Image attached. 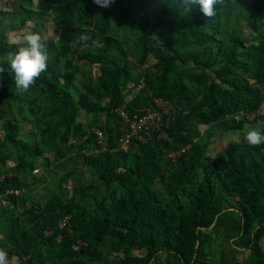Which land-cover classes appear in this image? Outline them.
I'll use <instances>...</instances> for the list:
<instances>
[{
	"label": "trees",
	"instance_id": "obj_1",
	"mask_svg": "<svg viewBox=\"0 0 264 264\" xmlns=\"http://www.w3.org/2000/svg\"><path fill=\"white\" fill-rule=\"evenodd\" d=\"M249 1L250 9L240 8V13L257 37L249 46L239 41L244 49L242 56L235 51L239 37L222 32L226 26L217 11L209 18L199 6L188 12L177 0H114L102 9L93 0L37 1L39 10H50L62 27L73 31L82 47L79 58L97 64L103 80L90 79L85 91L73 97L68 85L75 80L77 66L66 61L63 82L48 65L27 92H20L10 66L5 64L6 71L0 73V118H4L10 100H22L36 90L59 112L52 127L62 129L61 141L67 142L71 135L80 139L88 135L94 146V137L74 118L79 109L103 114L104 118L92 121L89 128L98 124L107 132V149L94 155H87L82 145L78 150L82 163L90 164L104 183L105 196L94 211L83 214L72 201L51 197L30 211V222L4 208L1 215L5 223L1 226L5 242L17 244L21 264H60L63 260L66 264H207L209 237H200L199 232L209 227L232 229L237 240L250 250L248 264H264L260 245L264 238V144L253 147L259 158L244 152L238 144L230 145L226 149L227 169L221 172L217 158L206 155L195 140L200 134L198 125L208 124L213 118L224 130L240 129L243 123H249L255 127L259 124L264 132V115L250 122L232 117L240 111L250 112L264 101V29L257 24V16H264V1ZM114 19L124 20L140 32L130 52L138 65L150 55L156 59L155 70L144 71V85L136 90L129 86H135L138 79L129 63H119L109 55L114 49L127 56L120 39L107 32L108 23ZM217 34L222 40L211 52L208 40ZM189 61L194 66L191 69L186 68ZM243 74L251 81H240ZM195 87L203 90L201 102L196 101ZM153 97L168 99L176 107L165 127L169 139L132 144L137 151L131 158L127 151L111 150L121 132L114 108L126 103L130 114L142 113L151 106ZM203 105L214 117L203 111ZM18 108L23 110L22 105ZM4 126L5 140L16 148L17 174L4 175L0 180V198L16 204L22 195L10 190L22 188L17 175L35 168L41 148L19 136L16 120L8 119ZM171 152L176 154L171 157ZM199 168H203V175L189 191ZM157 183L161 190L155 188ZM229 197L237 198L240 209L225 206ZM74 212L80 217L72 224L73 233L60 228L59 219ZM133 250H145V255L136 257ZM159 253L165 255L164 261L152 263ZM222 260L227 263L225 257Z\"/></svg>",
	"mask_w": 264,
	"mask_h": 264
},
{
	"label": "rangeland",
	"instance_id": "obj_2",
	"mask_svg": "<svg viewBox=\"0 0 264 264\" xmlns=\"http://www.w3.org/2000/svg\"><path fill=\"white\" fill-rule=\"evenodd\" d=\"M37 1L0 0V60L6 59L9 52L17 50L24 30L38 31L45 37L49 56L48 65L53 66L55 75L61 82H63L62 74L67 71L66 61H71L77 66L75 80L68 85L69 92L76 98L78 93L85 91L86 84L90 79L99 81L103 80V77L97 64L79 58L82 47L73 31L70 28L62 27L50 10H39ZM250 4L249 0H222L221 4L218 3L214 7L221 17V22L226 26V29H222V32H227L228 37L233 35L239 37L235 45V51L239 56L243 55V46H249L257 37V33L251 31L240 13V8L243 7L248 11L251 7ZM97 8L102 9L103 7L97 5ZM228 10L230 11L227 14ZM134 19L135 16L133 21H135ZM257 24L264 29V16H257ZM107 32L120 39L127 53V56L124 57L113 49L109 51V55L119 63L123 61L129 63L131 71L138 78L135 86L132 83L129 86L131 90L138 89L137 85L141 81L143 82L141 75L144 71L155 70V57L150 55L143 65H138L135 59L132 58L130 52L134 42L139 38L140 32L136 27L126 24L124 20L114 19L110 21ZM218 35L208 40V47L211 52L216 51L220 45L219 41L222 39L221 35ZM223 41L225 42L227 39H223ZM239 41L244 43L243 46ZM64 47H67L68 50L63 51ZM193 67L191 61L186 65L188 69ZM210 73L214 75V72ZM239 80L245 81L249 78L247 74H243ZM217 81H219L218 77ZM221 85L226 86V84ZM194 90L197 92L196 101L201 102L203 90L198 87H195ZM90 97L93 100L95 99L94 95H90ZM20 105L23 106L22 111L18 108ZM5 107V116L0 118V177L2 175L17 174L15 171L16 148L4 138L6 131L4 123L6 120H16L20 128L19 136L30 144H38L41 148V154L35 159V168L31 172L17 175L23 186L18 189L19 191L16 194L22 195V199L13 204L0 198V248L8 253L9 264H21L17 244L13 241L5 242V232L1 226L5 223V221H2L4 215H1L4 208H10L12 215H17L24 222H30L31 210L40 204H44L51 197L61 196L63 200H70L79 206L80 208L77 211L81 214L92 212L105 196V185L90 164L82 163L79 155L82 154L78 150L79 145L86 148L84 151L87 155H91L89 151L93 147L92 140L86 138L88 135L83 136L81 139L71 135L67 142L61 141L59 136L62 129L52 127V123L59 118V112L49 99L40 95L36 90H32L26 98L10 100ZM202 109L208 115L214 117L213 114H210L207 105H203ZM103 118V114L87 113L79 109L74 120L82 123L83 129L88 131L92 121H100ZM217 121V118H213L208 124H199L200 134L195 140L202 146L206 155L217 158L221 172L227 169L226 149L232 144H238L244 152H250L256 157H260L254 151L253 146H250L245 139V133L251 126L249 123H243L240 129L224 130ZM256 126L260 127L259 124ZM126 151L127 157L131 158L137 148L131 147ZM37 169L39 171H35ZM202 175L203 168H199L191 179L189 191L194 190ZM214 178L218 180V174H215ZM155 188L161 190V184L157 183ZM166 202H169V198L166 199ZM106 204L109 205V203ZM225 206L231 209H240L237 198L234 197H229L225 202ZM101 208H104V206ZM8 216L6 215V217ZM64 217L67 218L69 231H74L72 224L78 221L80 215L74 212ZM45 234H49V231L46 230ZM199 234L200 237H205V235L209 237L205 248L207 264H223V257L227 259L226 264H248L250 250L245 249L243 243L237 240L232 229L228 230L226 227L213 229V227H209L201 229ZM260 245L264 250V238L260 241ZM132 253L136 257H143L145 250H133ZM113 256L114 253L110 255V258ZM164 257L163 253H159L151 262H163ZM66 263L67 261L64 260L60 262V264ZM171 264H175V261H172Z\"/></svg>",
	"mask_w": 264,
	"mask_h": 264
},
{
	"label": "built area",
	"instance_id": "obj_3",
	"mask_svg": "<svg viewBox=\"0 0 264 264\" xmlns=\"http://www.w3.org/2000/svg\"><path fill=\"white\" fill-rule=\"evenodd\" d=\"M143 85L144 84L141 82L138 88ZM129 98L130 96H128L126 100ZM175 112V106L168 99L162 97H153L151 106L142 113L130 114L126 109V103L114 108V113L119 125L118 127L121 132L116 136L114 146L110 149L126 151L132 144L152 142L155 139H169L165 127H167L168 123L173 119V114ZM261 115H264V101L250 112L240 111L235 113L232 117L236 121L250 122ZM88 132L94 137L96 143L89 151L91 155L107 149L108 134L104 129L98 124H95L89 128ZM183 150L184 149H182V151ZM175 154V152H171L169 155L173 157ZM35 171H39V169ZM3 179L4 175L0 177V180ZM18 191V189L10 190V192L14 193ZM67 223V218L62 217L58 221V226L69 231Z\"/></svg>",
	"mask_w": 264,
	"mask_h": 264
},
{
	"label": "clouds",
	"instance_id": "obj_4",
	"mask_svg": "<svg viewBox=\"0 0 264 264\" xmlns=\"http://www.w3.org/2000/svg\"><path fill=\"white\" fill-rule=\"evenodd\" d=\"M103 8H108L114 0H93ZM222 3V0H177V4L190 12L193 7L199 6V10L206 17H214V6ZM48 50L45 37L38 31L26 29L20 37V46L15 52H9L6 59L0 60V73L6 71L5 64L10 66L16 88L20 92H27L36 78L48 67ZM245 139L250 146L264 144V132L258 127L250 126L245 133ZM0 264H9L8 253L0 248Z\"/></svg>",
	"mask_w": 264,
	"mask_h": 264
},
{
	"label": "crops",
	"instance_id": "obj_5",
	"mask_svg": "<svg viewBox=\"0 0 264 264\" xmlns=\"http://www.w3.org/2000/svg\"><path fill=\"white\" fill-rule=\"evenodd\" d=\"M264 251V250H263Z\"/></svg>",
	"mask_w": 264,
	"mask_h": 264
}]
</instances>
